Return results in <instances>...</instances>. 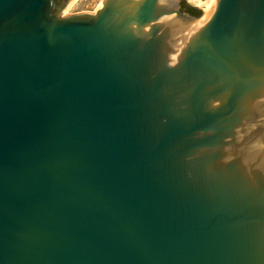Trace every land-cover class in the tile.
I'll return each instance as SVG.
<instances>
[{"label":"water","instance_id":"1","mask_svg":"<svg viewBox=\"0 0 264 264\" xmlns=\"http://www.w3.org/2000/svg\"><path fill=\"white\" fill-rule=\"evenodd\" d=\"M72 1L0 0V264H264V0Z\"/></svg>","mask_w":264,"mask_h":264},{"label":"rangeland","instance_id":"2","mask_svg":"<svg viewBox=\"0 0 264 264\" xmlns=\"http://www.w3.org/2000/svg\"><path fill=\"white\" fill-rule=\"evenodd\" d=\"M102 0H74L67 8L64 15L70 16L83 12H95ZM191 5L198 8L211 7L212 0H187ZM212 1V2H211Z\"/></svg>","mask_w":264,"mask_h":264},{"label":"flooded vegetation","instance_id":"3","mask_svg":"<svg viewBox=\"0 0 264 264\" xmlns=\"http://www.w3.org/2000/svg\"><path fill=\"white\" fill-rule=\"evenodd\" d=\"M179 6H180V12L183 14H187L189 16L196 18H201L202 16H204V11L201 12V9L197 10L196 8H194L193 5L186 2L185 0H180Z\"/></svg>","mask_w":264,"mask_h":264},{"label":"bare ground","instance_id":"4","mask_svg":"<svg viewBox=\"0 0 264 264\" xmlns=\"http://www.w3.org/2000/svg\"><path fill=\"white\" fill-rule=\"evenodd\" d=\"M74 1V0H73ZM73 1H72V3H73ZM213 1V2H212ZM211 2H212V4L210 5L212 8H215L216 7V5H217V0H212ZM71 3V4H72ZM70 4V5H71Z\"/></svg>","mask_w":264,"mask_h":264}]
</instances>
